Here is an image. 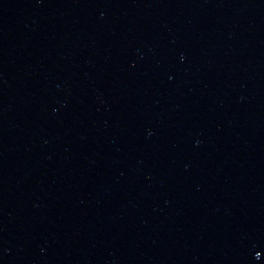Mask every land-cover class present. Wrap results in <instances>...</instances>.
Segmentation results:
<instances>
[{
	"label": "water",
	"instance_id": "water-1",
	"mask_svg": "<svg viewBox=\"0 0 264 264\" xmlns=\"http://www.w3.org/2000/svg\"><path fill=\"white\" fill-rule=\"evenodd\" d=\"M0 264H264V0H0Z\"/></svg>",
	"mask_w": 264,
	"mask_h": 264
}]
</instances>
